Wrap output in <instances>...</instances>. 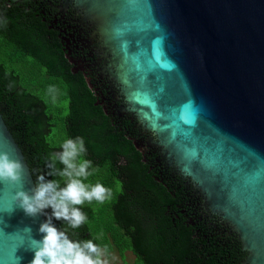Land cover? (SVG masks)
I'll return each instance as SVG.
<instances>
[{
	"label": "water",
	"instance_id": "obj_1",
	"mask_svg": "<svg viewBox=\"0 0 264 264\" xmlns=\"http://www.w3.org/2000/svg\"><path fill=\"white\" fill-rule=\"evenodd\" d=\"M69 4L95 26L105 74L150 146L234 233L242 264H264V0ZM0 151L23 165L20 183L0 181V264H30L46 216L14 199L35 180L2 113Z\"/></svg>",
	"mask_w": 264,
	"mask_h": 264
},
{
	"label": "trees",
	"instance_id": "obj_2",
	"mask_svg": "<svg viewBox=\"0 0 264 264\" xmlns=\"http://www.w3.org/2000/svg\"><path fill=\"white\" fill-rule=\"evenodd\" d=\"M50 9L43 0H0V113L34 180L47 171L45 156L53 149L67 138H84L85 158L96 169L86 182L99 181L113 195L81 206L88 219L69 229L70 237L93 238L122 256L131 251L135 264H242L247 253L240 241L223 232L216 216L202 214L193 187L145 156L96 106L94 89L74 72L58 31L44 20L54 14ZM50 85L58 89L55 100Z\"/></svg>",
	"mask_w": 264,
	"mask_h": 264
},
{
	"label": "clouds",
	"instance_id": "obj_3",
	"mask_svg": "<svg viewBox=\"0 0 264 264\" xmlns=\"http://www.w3.org/2000/svg\"><path fill=\"white\" fill-rule=\"evenodd\" d=\"M57 92L53 85L47 89L53 100ZM86 154L83 137L65 139L59 151L46 156L47 171L36 177L34 186L29 191L23 190L22 186L16 191L14 199L27 216H46L39 226L42 239H31L34 258L30 264H109L111 254L107 245L101 246L93 238H69V229L81 227L88 219L81 206L93 201L103 204L113 195L112 190L99 181L86 182L96 171L93 162L85 158ZM22 176L21 162L0 151V181L17 184ZM46 209H51V212H46ZM53 219L63 221L67 227L58 230Z\"/></svg>",
	"mask_w": 264,
	"mask_h": 264
},
{
	"label": "flooded vegetation",
	"instance_id": "obj_4",
	"mask_svg": "<svg viewBox=\"0 0 264 264\" xmlns=\"http://www.w3.org/2000/svg\"><path fill=\"white\" fill-rule=\"evenodd\" d=\"M43 1H48V4L51 6L50 11L54 13L45 15L44 20H48L51 23L50 29L53 32L55 30L58 31V35L65 45L63 50L72 64L74 72L82 74L94 89L97 97L96 106L102 109L106 116L111 118L112 126L120 128V131H127L126 135L135 136L129 137L130 139H134V143L137 142V148L145 156H155L157 162L165 166L167 171H171L173 175L179 176L166 167L165 161L160 155V149L150 146L148 134H144L142 127L133 115L125 111L126 105L124 99L119 95V90L113 81L105 74L107 59L101 50L97 37L93 36L95 26L90 21H83V16L79 14L72 4H69L68 8L63 9L69 0ZM38 147L39 139L36 142L37 153ZM54 151L59 150L53 149ZM183 182L186 186L191 185L187 181L183 180ZM194 193L196 194V191ZM198 204L203 215L208 216L209 219L214 218L213 216L217 217V221L222 227L223 232L229 230L228 227L223 225L219 216L206 212L201 206L202 203Z\"/></svg>",
	"mask_w": 264,
	"mask_h": 264
},
{
	"label": "rangeland",
	"instance_id": "obj_5",
	"mask_svg": "<svg viewBox=\"0 0 264 264\" xmlns=\"http://www.w3.org/2000/svg\"><path fill=\"white\" fill-rule=\"evenodd\" d=\"M57 136V134H55ZM54 139V134L51 135ZM109 264H135L136 256L131 252L127 251L124 256H122L116 248L110 251Z\"/></svg>",
	"mask_w": 264,
	"mask_h": 264
}]
</instances>
